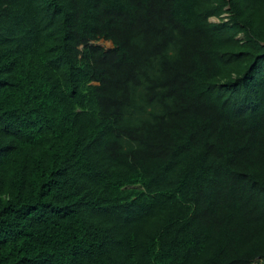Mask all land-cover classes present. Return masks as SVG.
Returning <instances> with one entry per match:
<instances>
[{
	"label": "trees",
	"instance_id": "16d2710c",
	"mask_svg": "<svg viewBox=\"0 0 264 264\" xmlns=\"http://www.w3.org/2000/svg\"><path fill=\"white\" fill-rule=\"evenodd\" d=\"M0 264H264V0H0Z\"/></svg>",
	"mask_w": 264,
	"mask_h": 264
},
{
	"label": "rangeland",
	"instance_id": "374dc122",
	"mask_svg": "<svg viewBox=\"0 0 264 264\" xmlns=\"http://www.w3.org/2000/svg\"><path fill=\"white\" fill-rule=\"evenodd\" d=\"M214 21V20H213ZM97 45L104 47L105 49H111L113 46L109 42L100 41L97 43Z\"/></svg>",
	"mask_w": 264,
	"mask_h": 264
}]
</instances>
